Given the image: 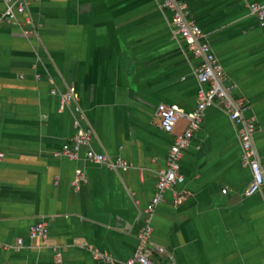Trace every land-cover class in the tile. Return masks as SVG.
I'll use <instances>...</instances> for the list:
<instances>
[{
    "label": "crops",
    "instance_id": "obj_1",
    "mask_svg": "<svg viewBox=\"0 0 264 264\" xmlns=\"http://www.w3.org/2000/svg\"><path fill=\"white\" fill-rule=\"evenodd\" d=\"M25 1L19 27L0 28V264H125L187 126L165 133L156 108H197L200 60L161 0ZM184 1L225 84L246 101L264 168V28L250 8L264 0ZM70 93L78 102L63 106ZM85 130L107 162L88 161L86 148L77 160L54 156ZM242 155L239 126L221 105L208 108L181 156L184 183L150 217L147 248L164 249L153 264H264V180L244 196L252 175ZM118 159L126 166L111 168ZM77 170L88 184L75 193ZM38 222L48 225L45 243L27 236Z\"/></svg>",
    "mask_w": 264,
    "mask_h": 264
},
{
    "label": "built area",
    "instance_id": "obj_2",
    "mask_svg": "<svg viewBox=\"0 0 264 264\" xmlns=\"http://www.w3.org/2000/svg\"><path fill=\"white\" fill-rule=\"evenodd\" d=\"M41 2L42 0H34ZM26 1L12 0L6 3L3 17L0 19V28L3 23L18 26L21 24L20 17L24 14ZM161 7L172 14V29L175 34L179 35L190 47L193 57L200 60L197 78L200 85L198 93L197 108L187 114L177 107L159 104L156 108V115L160 121V127L165 133L175 131L181 120H186L187 126L185 130L176 137L175 143L171 146L168 157L167 167L161 170L156 182L155 193L144 209L146 221L138 230L137 246L135 252L129 257L125 264H153L150 258L152 252L163 254L164 249L161 247H152L148 249L149 236L151 233L150 217L154 213L156 207L164 201V195L167 190L173 186L183 184L185 179L180 171V160L184 150L188 148L194 133L199 130L204 120V114L208 108L221 105L225 108L232 121L239 126V136L243 143V163L250 168L252 182L248 190L244 193L248 197L255 193L262 185L264 180V168L259 164L255 157V150L252 148L251 136L255 130V124L252 119L246 117L248 107L246 101L242 97L234 95V87L226 85L224 70L215 57L206 35L200 26L191 17V13L187 3L184 0H161ZM251 12L254 14L260 26L264 28V6L258 3L250 5ZM24 35H28L29 31H23ZM55 94V92H53ZM79 97L73 94H66L62 98V105L71 101L78 102ZM76 111H79L76 106ZM79 125V122L76 121ZM93 134L90 130L80 131L70 144L64 146L63 150L54 154L55 157L65 156L70 160H77L83 148H86L85 157L88 161L96 164L107 162V158L103 154H99L90 148ZM4 155L0 153V162L3 161ZM126 165L118 159L115 163H111V168H124ZM88 180L81 170L76 171L75 180L72 184L74 192L78 193L83 185H87ZM223 194L227 193V189L222 190ZM175 203L180 201V195H176ZM49 228L46 223L38 222L33 224L28 230V238L30 240H40L45 243L48 240ZM18 243L21 245L22 240ZM94 256L99 259L111 261V258L104 253H95Z\"/></svg>",
    "mask_w": 264,
    "mask_h": 264
}]
</instances>
